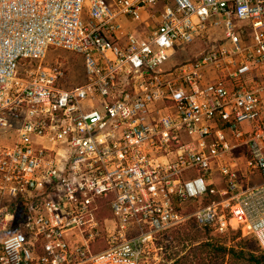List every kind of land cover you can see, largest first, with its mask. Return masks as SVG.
<instances>
[{
    "label": "built area",
    "instance_id": "obj_1",
    "mask_svg": "<svg viewBox=\"0 0 264 264\" xmlns=\"http://www.w3.org/2000/svg\"><path fill=\"white\" fill-rule=\"evenodd\" d=\"M190 219L264 250V0H0V264H150Z\"/></svg>",
    "mask_w": 264,
    "mask_h": 264
},
{
    "label": "rangeland",
    "instance_id": "obj_2",
    "mask_svg": "<svg viewBox=\"0 0 264 264\" xmlns=\"http://www.w3.org/2000/svg\"><path fill=\"white\" fill-rule=\"evenodd\" d=\"M141 29V27L138 28V30ZM198 52L199 49L193 45L188 47L184 53L178 54L177 57L175 56V58L176 61L190 59L195 57ZM58 54L62 56L60 61L68 71L65 85L67 87H73L82 83L84 80L82 57L75 52L53 50L50 52L47 62L49 64H54L56 61L55 58ZM173 60L175 61V59ZM243 182L246 185L250 184V186L254 184L250 178H244ZM207 199L208 198L205 197L202 201L190 203L188 205L189 210L193 211L199 205H207ZM195 224H193V220L190 219L186 225L178 228L183 229L188 226V228L193 231L187 242L182 240L183 238H175L173 231L176 229L163 234L159 238V242L163 248L158 249V260L150 264H173V259L176 255L180 257L178 262L175 261L176 264H238L234 263V260H232L230 255L224 254V252L217 249L218 247H221V245L228 247L237 245L239 248L246 247L248 250H253L259 254H262L264 251L252 236L244 235L239 228H229L224 232H216L210 229V231H208V229H203ZM202 239H204V242H210L211 244H209V246L206 245L204 248L201 246L197 247Z\"/></svg>",
    "mask_w": 264,
    "mask_h": 264
},
{
    "label": "trees",
    "instance_id": "obj_3",
    "mask_svg": "<svg viewBox=\"0 0 264 264\" xmlns=\"http://www.w3.org/2000/svg\"><path fill=\"white\" fill-rule=\"evenodd\" d=\"M207 201L206 203H210L214 198L220 199V196H208L207 197ZM193 220V219H192ZM193 224H195L194 220H193ZM196 225V224H195ZM194 225V227H195ZM208 231H210L208 229ZM193 231H191L190 228L185 227L183 229H176L175 231H173V235H175V238H183L182 240H185L186 242L189 241V237L191 235ZM209 244H211L210 242H204V239H202L198 246H201L202 248L209 246ZM203 245V246H202ZM218 250L224 252V254H228L231 256L232 260H234V263H238V264H264V251L262 254L256 253L253 250H248L246 247H238L237 245H232L230 247L228 246H223L221 245V247L217 248ZM178 255L175 256V258L173 259V264H176L175 261H179V256L177 258Z\"/></svg>",
    "mask_w": 264,
    "mask_h": 264
},
{
    "label": "crops",
    "instance_id": "obj_4",
    "mask_svg": "<svg viewBox=\"0 0 264 264\" xmlns=\"http://www.w3.org/2000/svg\"><path fill=\"white\" fill-rule=\"evenodd\" d=\"M245 152H246V149H242L241 148V149H237L236 151H234V153L231 154L232 156H235V159L238 158V161H239L240 165L243 166V167H244V162L246 161V157L244 155ZM244 178L252 179V181L254 182L253 185H255V184H257V183H259L261 181L260 174H252L250 177L249 176L248 177H242L241 186L244 187V188L250 186V184L249 185L248 184L247 185L244 184V182H243ZM211 180H212V183H213L212 185L214 187H216V188H224L225 187L224 186L225 181H224V179L222 178V176L219 173H214Z\"/></svg>",
    "mask_w": 264,
    "mask_h": 264
}]
</instances>
